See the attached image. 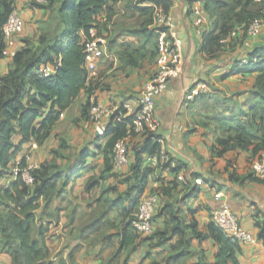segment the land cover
I'll use <instances>...</instances> for the list:
<instances>
[{"label": "trees", "instance_id": "trees-1", "mask_svg": "<svg viewBox=\"0 0 264 264\" xmlns=\"http://www.w3.org/2000/svg\"><path fill=\"white\" fill-rule=\"evenodd\" d=\"M202 1L205 11L213 18V30L203 33L201 46V53L210 60L222 51L224 42L233 31L239 28L247 35L250 23L256 19L264 20V0ZM172 5V0H47L46 5H36L39 9H49L55 13L57 17L54 20L62 25V29L60 36L58 32L52 35L43 33L38 45L26 44L14 54L6 75L0 77V169H7L23 144L32 140L43 144L51 136L63 112L87 88L89 72L85 67V48L87 41L92 39V29L97 37L105 40L108 52L116 53L115 56L125 66L138 67L144 61L155 62L159 54V29L154 27V13L156 8H161L170 15ZM15 8V0H0V60L7 56L3 27ZM117 16L121 18L109 29ZM126 30L128 35L138 39L139 45L117 42ZM57 60L60 61L59 67H56ZM245 60L247 63L236 65L229 76L257 74L251 92V107L246 113L223 121L224 126H220L222 136L215 141L211 150L219 157L238 151L250 152L251 166L264 151V47ZM41 63L55 66L54 73L49 77L35 75L33 70ZM91 98L90 93L87 103L81 108L85 120H89ZM228 98L221 99L225 111H230L233 106ZM117 118L118 114L110 117L103 136L107 138L103 147L105 169L99 178L93 177L88 181L85 191L89 193L97 188V179L104 181L109 177L117 180V184L111 188L112 192H118L121 185H125L126 189L115 199H110L108 193L95 198L94 206L90 207L84 220L75 224V219L71 217L69 224L75 227L76 235L84 240L93 234L103 238L108 257L101 264H123V253L134 250L140 240L153 242L156 247L169 242L175 235L181 240L173 246V254L163 262L150 264H182L190 255L188 239L193 238H209L214 242V264H240L237 258L240 243L213 222L203 234L198 231L196 221L192 220L187 226L170 213V221L174 224L170 226L167 222L163 233L155 232V215L151 235L143 236L136 231L132 222L155 169L143 160V156L160 153L161 137L158 133L145 132L141 134L142 140L136 143L134 138L138 133H135L131 119L119 122ZM17 136L20 137L18 144L15 143ZM123 139L132 156L131 161L128 153L131 162L127 174L116 172L113 163L115 146ZM60 146L63 147L64 143L61 142ZM53 153L58 158V151L53 150ZM87 156L88 152L80 155L78 166L84 164ZM25 167L26 162H21L19 168ZM228 167L231 169L228 171L230 181L238 183L249 179L264 182L252 171L246 176L239 175L232 161ZM161 168H170L169 162L166 161ZM30 175L32 185L26 184L18 175L8 188L0 190V200L5 205L0 212V249L9 255L12 264H75L80 246L75 247L66 259H55L46 245L48 223L39 221L37 211L42 208L46 220L58 219L62 208L56 207L48 212V207L56 197L71 194L69 187L76 180L77 173L74 171L71 176L64 174L53 160L30 170ZM125 203L128 206L121 214V229L115 230L108 215ZM257 228V238L264 245V220H258Z\"/></svg>", "mask_w": 264, "mask_h": 264}, {"label": "crops", "instance_id": "crops-1", "mask_svg": "<svg viewBox=\"0 0 264 264\" xmlns=\"http://www.w3.org/2000/svg\"><path fill=\"white\" fill-rule=\"evenodd\" d=\"M34 0H15L16 10L23 20L24 30L13 36L7 43V56L0 60V77L8 72L14 54L26 44L38 45L43 33L52 35L60 32L62 25L55 20H47L52 11L32 9ZM170 16L173 19L171 31L182 44L184 65L182 73L170 80L164 92L155 101V115L160 122L158 136L170 168L154 169L149 179V192L158 193L154 225L156 233H163L170 221V213L187 225L192 221L198 224V231L206 233L212 223V213L220 203H226L240 226L254 238L253 243L240 244L237 256L240 264H264V245L257 238L258 220H264V182H234L228 179L231 169L229 162L241 176L250 174L251 153L238 151L222 157L212 153V146L222 136L223 121H230L237 114L246 113L251 107V92L257 74H234L230 71L249 55L264 47V25L256 36H249L239 30L225 42L222 51L213 60L201 53L203 33L213 30V18L205 11L202 0H172ZM148 5V4H147ZM57 17V16H56ZM117 16L109 29L119 21ZM40 22L38 28L36 23ZM36 31V32H35ZM123 31L118 43L139 45L138 39ZM96 61V67L89 72L87 88L82 90L73 104L63 112L53 128L52 134L43 144L34 140L23 144L9 162L6 170L0 169V190L6 189L16 179L13 171L25 161L31 170L53 160L62 168L64 174L75 171L77 178L70 185L71 194L56 197L48 207V212L61 207L58 219L43 218L42 208L37 211L39 221L48 223L46 245L55 259H66L69 253L80 246L75 264H101L108 257L107 245L98 234L82 239L76 235L75 227L69 224L71 217L84 220L94 199L108 193L115 199L126 189L118 186V192L111 188L117 184L114 178L99 181V186L87 193L86 184L90 179L99 178L105 169L103 147L107 138L96 133L90 120L82 118L81 108L91 93L97 102L106 105L139 104L141 91L157 69L155 62H141L138 67L125 66L115 55L109 53ZM224 97L233 102L230 111L221 105ZM142 140L141 134L135 136L136 143ZM20 137H15L18 144ZM61 142L64 146L61 147ZM53 150L58 151L55 158ZM88 152L84 164L78 166V159ZM129 155L131 151H128ZM128 164L120 171L127 174ZM148 155L143 156L148 161ZM165 164V163H163ZM161 164L160 166L162 167ZM228 167V170H227ZM177 170V171H174ZM160 192V193H159ZM128 203L111 211L108 215L114 229H121L122 212ZM5 208L0 200V212ZM74 224V225H75ZM180 237L175 235L154 247L153 242L140 240L135 249L123 253V264H150L163 262L170 257L174 245ZM190 255L182 264H214L216 246L207 238L188 239ZM106 251V252H105ZM0 264H12L9 255L0 249ZM178 264V263H173Z\"/></svg>", "mask_w": 264, "mask_h": 264}, {"label": "built area", "instance_id": "built-area-1", "mask_svg": "<svg viewBox=\"0 0 264 264\" xmlns=\"http://www.w3.org/2000/svg\"><path fill=\"white\" fill-rule=\"evenodd\" d=\"M47 0H34L30 7L36 9V5H46ZM154 27L158 30V57L156 60L157 69L150 79L144 85L141 91L139 104L136 107L124 104L120 105H106L97 102L91 98V107L89 109V120L92 122L96 133L103 137L107 131V125L110 117L118 114L117 120L119 122L124 119H131L135 133L142 134L149 132L157 134L160 128V122L155 115V101L164 92L168 82L178 77L183 71L184 58L182 44L171 31L173 27V19L170 15L165 14L161 8H156L154 13ZM262 25L263 19H256L249 24L247 34L249 36H256ZM23 20L18 10H14L8 17L3 27V32L6 42L13 36L19 35L23 32ZM165 28L166 30H163ZM240 29H236L231 33L234 35ZM91 40L86 43V58L85 67L88 72H91L96 67V61L101 57L107 56L114 59L111 54L105 52V40L97 37L96 32L92 29L90 31ZM247 63L242 61V65ZM60 61L57 60L56 67H59ZM55 66L41 63L34 70L33 73L39 77H49L55 71ZM161 142V140H160ZM128 148L125 140L117 142L114 149V169L116 172L128 164ZM166 155L161 149L158 155H153L148 158V164L153 167L161 168V164L166 163ZM250 169L252 173L264 180V151L255 159ZM30 168L16 167L13 171L15 177L21 175L22 180L28 184H33V179L30 175ZM158 195L154 192L146 194L138 207V212L132 222L136 231L143 235L149 236L153 233V215L156 210ZM212 222L230 237L236 239L240 244H249L254 242V238L247 233L239 224L237 218L234 216L229 206L226 203H220L217 209L212 213Z\"/></svg>", "mask_w": 264, "mask_h": 264}, {"label": "rangeland", "instance_id": "rangeland-1", "mask_svg": "<svg viewBox=\"0 0 264 264\" xmlns=\"http://www.w3.org/2000/svg\"><path fill=\"white\" fill-rule=\"evenodd\" d=\"M54 19H56V14L55 13H51L50 15H49V17L47 18V20L46 21H48V20H52L53 22L51 23V25L54 23ZM39 25H40V22H37L36 23V28H38L39 27ZM24 28V27H23ZM24 30V29H23ZM36 32V31H35ZM109 55V54H108Z\"/></svg>", "mask_w": 264, "mask_h": 264}, {"label": "clouds", "instance_id": "clouds-1", "mask_svg": "<svg viewBox=\"0 0 264 264\" xmlns=\"http://www.w3.org/2000/svg\"><path fill=\"white\" fill-rule=\"evenodd\" d=\"M99 136V135H98Z\"/></svg>", "mask_w": 264, "mask_h": 264}]
</instances>
